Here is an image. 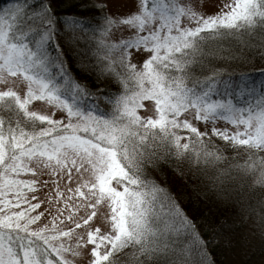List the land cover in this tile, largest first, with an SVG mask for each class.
Returning <instances> with one entry per match:
<instances>
[{
  "label": "snow or ice",
  "instance_id": "obj_1",
  "mask_svg": "<svg viewBox=\"0 0 264 264\" xmlns=\"http://www.w3.org/2000/svg\"><path fill=\"white\" fill-rule=\"evenodd\" d=\"M79 7L0 8V264H77L85 248L86 264H215L210 245L237 220L202 230L149 172L177 161L264 237V198L244 195L264 187V68L247 55L264 58V0ZM45 172L47 217L28 195Z\"/></svg>",
  "mask_w": 264,
  "mask_h": 264
},
{
  "label": "trees",
  "instance_id": "obj_2",
  "mask_svg": "<svg viewBox=\"0 0 264 264\" xmlns=\"http://www.w3.org/2000/svg\"><path fill=\"white\" fill-rule=\"evenodd\" d=\"M9 0H0V8H3ZM86 0H56L59 6V10L62 12H77L81 13L80 5L85 3ZM224 47V46H223ZM227 48V46H225ZM247 55L250 57L249 68L260 69L264 68V58L260 56V49L256 48L254 51H247ZM235 67V65H233ZM75 72L76 70L73 69ZM79 79L85 81L90 86L95 87V83L90 76L87 74L77 73ZM256 79H260L259 74H256ZM217 143H220L217 140ZM227 151V150H226ZM242 151L237 152V158L242 159ZM231 156V153H227ZM229 160H223L219 163V167L226 168ZM179 167L180 171L174 170ZM151 175L159 181L161 184H166L170 190L175 193L178 199H180L181 206L192 216L193 219L200 221V227H207L211 229L215 224L219 223L221 219H227L229 223L235 218L237 224H232L229 232L227 233L228 238L221 237L210 245V251L215 264H257L260 259L258 256L261 255V248L257 247L254 251L249 254H244V249L241 245L244 240L246 227L251 223H244L240 221L239 217H235L232 206L225 205L215 200L211 195L204 196V183L202 182L195 191L194 185L197 181L195 177L189 172V166L185 161H177L173 163H164L160 167L149 169ZM211 174V169H209ZM245 198L249 202L253 200H260L264 198V187L249 186L244 189Z\"/></svg>",
  "mask_w": 264,
  "mask_h": 264
},
{
  "label": "rangeland",
  "instance_id": "obj_3",
  "mask_svg": "<svg viewBox=\"0 0 264 264\" xmlns=\"http://www.w3.org/2000/svg\"><path fill=\"white\" fill-rule=\"evenodd\" d=\"M122 2H123V0H122ZM193 2L195 3L196 0H193ZM225 2H227V0H225ZM219 3H220V0H204V11H206V12L217 11L218 10L217 5ZM220 43L224 47L225 46L228 47L229 44H234V42L228 38H225ZM213 47H215V45H213ZM199 126L201 128L204 127L202 122ZM217 126L218 127H223V126L232 127L231 125H225L223 121H217ZM241 158L242 159L244 158V154L242 155ZM22 178H35V177H32L31 174H23ZM38 179L41 181L40 185L35 189L34 192H29L28 195L29 196L35 195L37 200L44 201L41 204L40 209H37L35 211L47 210V211H45V217H47L49 211H54V209L50 206V204L48 203V200H47L48 195H54L53 186H52L51 180L47 176L46 172L44 175L39 176ZM74 179H75V175H74ZM44 180H49V183L47 185L43 184L42 181H44ZM63 186H64L63 183H61V187H63ZM21 206L23 207V205H21ZM45 217H42L41 220L43 222H48L45 219ZM67 223L68 222L65 221V224H67ZM246 229L248 231L246 232L245 236L243 237L244 240L241 243V245L244 249V252H245L244 254H249L252 251H254L257 247H259V248H261V255L258 256L260 259L257 261L258 262L257 264H264V237H262L257 230L251 228L250 224H248ZM84 252L86 253L85 257L77 258V264H86L88 248H85Z\"/></svg>",
  "mask_w": 264,
  "mask_h": 264
}]
</instances>
